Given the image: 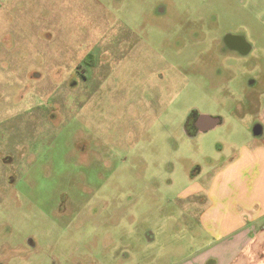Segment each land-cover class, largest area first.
I'll return each instance as SVG.
<instances>
[{
	"label": "rangeland",
	"instance_id": "rangeland-1",
	"mask_svg": "<svg viewBox=\"0 0 264 264\" xmlns=\"http://www.w3.org/2000/svg\"><path fill=\"white\" fill-rule=\"evenodd\" d=\"M186 14L208 18L197 43L178 39L192 33ZM239 29L248 55L214 46ZM143 37L170 40L162 54L195 79L167 111L152 109ZM92 50L101 68L84 81ZM262 73L264 0H0V261L194 264L224 239L208 191L258 139L252 102L263 96L251 83ZM194 107L223 122L191 138ZM255 224L248 264H264V213Z\"/></svg>",
	"mask_w": 264,
	"mask_h": 264
},
{
	"label": "crops",
	"instance_id": "crops-1",
	"mask_svg": "<svg viewBox=\"0 0 264 264\" xmlns=\"http://www.w3.org/2000/svg\"><path fill=\"white\" fill-rule=\"evenodd\" d=\"M256 137L215 173L208 195L211 210L224 215L217 227L221 229L217 238L224 239L195 257L194 264H240L242 260L248 264L259 256L255 221L264 213V129ZM230 212L240 218L232 220Z\"/></svg>",
	"mask_w": 264,
	"mask_h": 264
},
{
	"label": "flooded vegetation",
	"instance_id": "flooded-vegetation-1",
	"mask_svg": "<svg viewBox=\"0 0 264 264\" xmlns=\"http://www.w3.org/2000/svg\"><path fill=\"white\" fill-rule=\"evenodd\" d=\"M162 12H164V8ZM195 15L197 14H186V16L182 18L183 23L180 28L183 30L191 28L192 33H183V36H178V39L187 40V37H192V42L195 43H197V41L200 39L201 34H199V30L204 24L207 23L208 18H205V22L203 23V20L200 21V19H198ZM210 30H213V27H211ZM213 34L216 33H211V35ZM215 37L216 38L214 39L213 43L214 46H218L220 40L222 47L221 49L225 53L232 51L241 55H248L253 50V45L249 42L243 29H239L237 31H227L223 33L221 37H217V35ZM143 39H145V46L148 48V50L155 52L151 55L152 61L150 75H152V92L154 93L151 98L152 101L157 104V107L152 109H156L157 111H160V109L167 111V106H165L167 98H169L170 96L173 99L176 98L178 94H180V92L186 88L187 85H191L192 83H194L195 79L190 78L189 80H187L186 76H184L185 74H182V69L178 65H175L164 54H162V50L171 45L170 40L165 39L162 40L160 45H154L151 43L149 38L146 39L145 37H143ZM125 46L127 45L121 44L119 47L125 48ZM200 46L201 45H199V48H201ZM80 66L81 68L77 69V72L80 74L79 77L84 81H88L89 79L93 80L95 76L93 75L94 73L92 74V70L93 72L99 73L101 68L100 64H98L97 61V52H95L94 50L88 52L84 57L83 63H80ZM95 68H98V71L95 70ZM99 76L100 75H98V77ZM38 77L40 76L38 75ZM79 77L74 81L71 76L69 78H65V81H67V83L73 87L77 85ZM251 84H257V94L263 96L262 102H260L259 100H255L252 103L257 110L259 119L255 121V126H262L264 129V116L262 115L264 109V73H262L260 77L252 80ZM159 101H161V103ZM158 106H160V108H158ZM222 122L223 119L221 117L213 114H201L194 107L188 112L186 119L183 122L182 128L188 136H190L191 138H196L199 133L208 131ZM28 241L31 242L32 238H29ZM0 264H5V261H0Z\"/></svg>",
	"mask_w": 264,
	"mask_h": 264
},
{
	"label": "water",
	"instance_id": "water-1",
	"mask_svg": "<svg viewBox=\"0 0 264 264\" xmlns=\"http://www.w3.org/2000/svg\"><path fill=\"white\" fill-rule=\"evenodd\" d=\"M254 135L259 136L263 134V127L256 125L253 130Z\"/></svg>",
	"mask_w": 264,
	"mask_h": 264
}]
</instances>
